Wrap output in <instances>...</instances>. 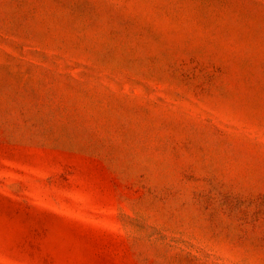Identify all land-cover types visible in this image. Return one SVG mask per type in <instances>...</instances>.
Listing matches in <instances>:
<instances>
[{"label": "rangeland", "instance_id": "374dc122", "mask_svg": "<svg viewBox=\"0 0 264 264\" xmlns=\"http://www.w3.org/2000/svg\"><path fill=\"white\" fill-rule=\"evenodd\" d=\"M0 264H264V0H0Z\"/></svg>", "mask_w": 264, "mask_h": 264}]
</instances>
